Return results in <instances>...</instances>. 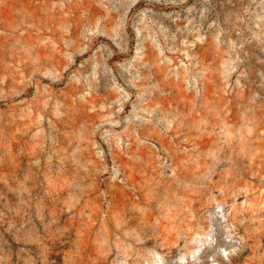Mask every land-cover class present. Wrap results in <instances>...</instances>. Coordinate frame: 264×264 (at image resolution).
I'll list each match as a JSON object with an SVG mask.
<instances>
[{
	"label": "rangeland",
	"instance_id": "374dc122",
	"mask_svg": "<svg viewBox=\"0 0 264 264\" xmlns=\"http://www.w3.org/2000/svg\"><path fill=\"white\" fill-rule=\"evenodd\" d=\"M0 264H264V0H0Z\"/></svg>",
	"mask_w": 264,
	"mask_h": 264
}]
</instances>
